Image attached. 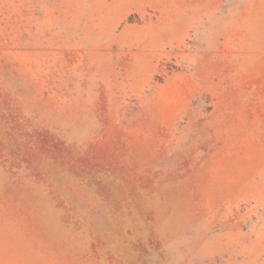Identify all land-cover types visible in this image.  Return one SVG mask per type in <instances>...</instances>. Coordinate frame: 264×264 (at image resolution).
I'll return each mask as SVG.
<instances>
[{
  "label": "rangeland",
  "instance_id": "rangeland-1",
  "mask_svg": "<svg viewBox=\"0 0 264 264\" xmlns=\"http://www.w3.org/2000/svg\"><path fill=\"white\" fill-rule=\"evenodd\" d=\"M0 264H264V0H0Z\"/></svg>",
  "mask_w": 264,
  "mask_h": 264
}]
</instances>
